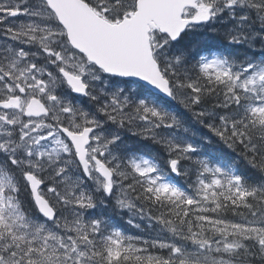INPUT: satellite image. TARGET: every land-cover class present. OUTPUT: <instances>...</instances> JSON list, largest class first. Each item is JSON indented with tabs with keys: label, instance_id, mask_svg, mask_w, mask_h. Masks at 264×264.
Listing matches in <instances>:
<instances>
[{
	"label": "snow or ice",
	"instance_id": "obj_1",
	"mask_svg": "<svg viewBox=\"0 0 264 264\" xmlns=\"http://www.w3.org/2000/svg\"><path fill=\"white\" fill-rule=\"evenodd\" d=\"M0 264H264V0H0Z\"/></svg>",
	"mask_w": 264,
	"mask_h": 264
},
{
	"label": "rangeland",
	"instance_id": "obj_2",
	"mask_svg": "<svg viewBox=\"0 0 264 264\" xmlns=\"http://www.w3.org/2000/svg\"><path fill=\"white\" fill-rule=\"evenodd\" d=\"M134 231V230H133Z\"/></svg>",
	"mask_w": 264,
	"mask_h": 264
}]
</instances>
